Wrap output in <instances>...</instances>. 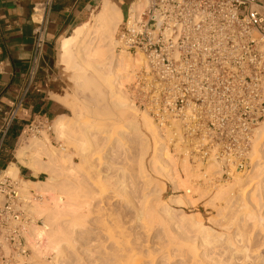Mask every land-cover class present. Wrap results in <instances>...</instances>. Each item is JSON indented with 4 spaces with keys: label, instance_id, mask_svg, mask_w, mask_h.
<instances>
[{
    "label": "rangeland",
    "instance_id": "rangeland-1",
    "mask_svg": "<svg viewBox=\"0 0 264 264\" xmlns=\"http://www.w3.org/2000/svg\"><path fill=\"white\" fill-rule=\"evenodd\" d=\"M98 5L99 2L90 9L84 21L93 18ZM83 22L56 37L45 48L36 71L50 96L66 109V133L56 136L54 119L38 116V133L25 126L15 146L17 153L22 139L46 135V143L56 155L62 156L63 163L72 156L76 168H63L62 171L58 168L62 174L57 177L55 186L43 189L29 186L27 195L30 189L42 195L41 200L30 203L37 205V209L29 208V223L42 229L32 234L27 231L26 255L11 248L9 264H28L30 260H36V264H51V260L56 264H108L109 257L104 255L110 245L108 237L121 228L144 254L145 261L139 264H247L243 253L253 258V264H260L262 255L257 256L264 246L259 221L264 214V172L260 168L264 161L260 151L253 155L251 143L248 155L251 170L247 174H234L240 176V184L251 188L248 193L254 192L252 198L246 200L248 208L231 211L226 206V195L216 193L219 188H225L224 184L232 183L234 175L213 183L215 165L192 166L183 156L158 155L157 143L150 132L141 129L143 136H139L133 130L128 114L119 112L113 102L105 97L95 102L88 97L90 89L82 87L85 80L82 74L92 73L91 63L84 64L83 71L73 67L72 63L68 67L60 65V40ZM117 31L118 26L116 39ZM108 52L102 55L103 62H107L105 73L109 72L107 67L111 59ZM131 67L127 70V80L122 79L121 84L126 95ZM139 110L138 114L141 113ZM92 124H97L100 129L89 130L88 125ZM81 125H84V132H71L77 126L80 129ZM87 133L95 134L90 144L82 140ZM262 142L261 146H264L263 139ZM80 147L83 150H79ZM48 148L41 150L43 166L38 175L44 174L30 176L33 172L28 167L30 170H23L18 177L36 182L49 177L43 170L48 168ZM77 152L87 155L86 158L81 161ZM33 153L37 154L36 148L27 151L29 157L34 156ZM165 157L168 159L166 164L163 162ZM172 196L191 197L192 204L177 203ZM90 199L92 212L87 223L80 226L77 215ZM74 223L77 231L87 234L73 232V238L78 240L83 236L87 245L77 241L73 246L64 240L66 228ZM54 243L63 247L61 253L56 252ZM169 246L171 257L166 256ZM91 250L93 253L89 254ZM151 258L153 263H150Z\"/></svg>",
    "mask_w": 264,
    "mask_h": 264
},
{
    "label": "built area",
    "instance_id": "built-area-1",
    "mask_svg": "<svg viewBox=\"0 0 264 264\" xmlns=\"http://www.w3.org/2000/svg\"><path fill=\"white\" fill-rule=\"evenodd\" d=\"M52 1L42 0V8ZM134 2L139 6L131 11ZM117 40L114 51L134 62L127 95L161 133L169 131L168 154L192 166L215 163L213 183L247 174L252 131L264 119V0H132ZM44 43L38 31L34 63ZM28 74L29 83L34 66ZM22 102L3 113L1 139ZM36 118L27 128L34 133ZM2 172L0 264H9L11 248L22 256L28 251L27 206L42 195L33 189L21 195L18 183Z\"/></svg>",
    "mask_w": 264,
    "mask_h": 264
},
{
    "label": "bare ground",
    "instance_id": "bare-ground-1",
    "mask_svg": "<svg viewBox=\"0 0 264 264\" xmlns=\"http://www.w3.org/2000/svg\"><path fill=\"white\" fill-rule=\"evenodd\" d=\"M138 6L139 3H132L130 7L131 11L135 10ZM121 20L122 12L120 8L111 0H101L100 4L98 5V10L96 14L93 15L92 19L84 21L82 24L74 27L68 36L60 40V65L68 67L69 64L72 63L73 67H77L82 70L84 64L91 63L92 73L90 75L84 73L82 74V77H84L85 79L83 81L82 87H89L90 89L88 97H90L95 102L101 101L104 97L105 99L113 102L119 112L128 114V118L130 117L129 119L133 122V130H135L136 133L139 134V136H143L141 129L150 132L157 143V146L155 147L158 151V155H168V152L166 150V141L170 139L169 131L161 133L160 129L156 126L150 116L145 111L139 110L137 107H135L131 100L128 99L129 97H127V95L121 89V84L123 82L122 79L127 80L128 78V68L132 66L130 69V71H132L134 67V62L129 56L114 53V48L118 45V40L115 37V31L117 29L118 23ZM107 51H109L108 54H111V59L108 61L107 67L109 72L105 73L104 65H106L107 62H103L102 55ZM130 78L131 74L129 73V79ZM138 110L141 111L140 114H138ZM66 122L67 121L64 115H60L53 120V126L57 134L56 136L60 137L66 133ZM88 127L89 130L100 129L97 124L88 125ZM84 130V125H81L80 129H78L77 126L76 128L72 129L71 132H84ZM252 135L253 137L251 153L253 155H258V152L260 151L261 154H259L262 157V161H264V146H261V144H263V142L261 143L262 139L264 141V119L253 129ZM94 137V133H87L82 140L83 142H88L90 144ZM46 139V135H43V138H36V136H33L30 140H28V138L27 140L22 139L20 141L21 144H19V147L17 148V162L11 163L2 172L3 174L8 175L19 182L21 189V191L19 192L23 196L27 195L29 186L38 187L39 189H43L46 186H55V184L57 183V177L62 174L58 172V168L61 171L63 168L68 170L76 168V164L74 163V158H72V156L69 157L67 163H63L62 156L56 155L55 150L53 148H50L46 143ZM83 147L84 149H86V146ZM33 148H36L37 154L33 153L32 155L34 156L29 157L27 155V151H30ZM47 148V155L49 156L47 162L48 168H43V170L46 171V174L49 177H47L45 180H39V182L19 178L18 165L29 167L32 170L33 175H38V173L42 169L41 165L43 166V161L41 159V150ZM79 150H83V148L80 147ZM77 156L82 157L81 161H83L87 155H79V152H77ZM163 162L165 164L168 163V159L165 157ZM211 164L214 165L215 163ZM260 168L264 172V165ZM239 177L240 176L234 175L232 177V183L224 184L226 185L225 188H219L216 193V195H226V206L230 208L231 211L233 209L239 211L248 208V202H246V200L247 198H252L254 194V192L248 193L249 189L251 188H246V186L240 184ZM186 192L189 193L190 189H186ZM171 199L176 201L177 203L192 204L191 197L185 199L182 196H172ZM91 200L92 199H90L88 202H85L84 206H82L81 208L80 213L77 215L76 219L80 226H84L85 223H87V217L92 212ZM29 208L36 210L37 205L29 204L27 206L28 213ZM259 221L261 222L260 231L263 234L264 240V214L259 218ZM196 223L199 224V227L201 228L200 222L197 221ZM74 227L75 223L66 228L67 236L64 238V240H66L68 243H71L73 246L77 241L86 244L87 242L83 240V236H80V239L77 240L73 238L72 233H83L81 235H85L87 234V232L85 233L82 231H77V229ZM41 229L42 228L36 226L35 223H28V231L30 234H32V232L36 233V230ZM108 239L110 240V245L108 247V250L104 252V255H106V257H109L108 261L110 260V263L108 264H139L145 261L144 254L135 245V242L132 241L130 235L123 228L118 230L116 234H113L111 236L109 235ZM54 249L58 254L63 251V247L60 245V243H54ZM33 250L36 253V247H34ZM170 250L171 246L166 249V256L168 257H171V254L169 253ZM90 253L92 254L93 251H89V254ZM243 254L244 260L248 261L247 264H253V258L250 257L247 253ZM261 255L263 259L260 261V264H264V246L257 257ZM49 262L51 264H56V261L54 262L51 260ZM150 263H153V258H151ZM28 264H36V260H30Z\"/></svg>",
    "mask_w": 264,
    "mask_h": 264
},
{
    "label": "crops",
    "instance_id": "crops-1",
    "mask_svg": "<svg viewBox=\"0 0 264 264\" xmlns=\"http://www.w3.org/2000/svg\"><path fill=\"white\" fill-rule=\"evenodd\" d=\"M111 1L120 8L122 16L132 2ZM98 2L100 4L101 0H53L49 7L43 9L42 0H0V120L19 98L23 99L18 117L6 136L0 138V170L17 162V138L34 118L41 116L47 120L66 115L63 104L50 96L36 71L45 48L56 37L83 22ZM38 31L45 45L38 62L34 63V42ZM32 66L35 67V74L28 83ZM18 169V175L25 169L30 170L21 165Z\"/></svg>",
    "mask_w": 264,
    "mask_h": 264
}]
</instances>
